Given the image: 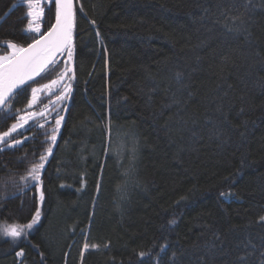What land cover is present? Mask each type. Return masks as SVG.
Segmentation results:
<instances>
[{
  "label": "trees",
  "instance_id": "1",
  "mask_svg": "<svg viewBox=\"0 0 264 264\" xmlns=\"http://www.w3.org/2000/svg\"><path fill=\"white\" fill-rule=\"evenodd\" d=\"M74 6L71 59L0 110V134L47 110L0 143V264H264V0ZM40 7L31 33L0 0V54L52 26ZM42 154V183L22 179Z\"/></svg>",
  "mask_w": 264,
  "mask_h": 264
},
{
  "label": "snow or ice",
  "instance_id": "2",
  "mask_svg": "<svg viewBox=\"0 0 264 264\" xmlns=\"http://www.w3.org/2000/svg\"><path fill=\"white\" fill-rule=\"evenodd\" d=\"M22 4L27 7L26 17L30 18L26 25V30L31 33H40V26L36 21L40 20L43 16V9L40 7V0H20ZM94 24L95 21H92ZM74 27V11L72 0H55V23L48 29V31L40 35L39 38L34 39V42L27 47L18 46L15 43L7 42V47L12 51L9 55L0 56V107L6 106V101L16 91L21 88L28 81L33 80L35 76L40 75L49 63H54L55 56L58 52L68 49V57L71 59V39L72 30ZM63 75V74H61ZM58 83V81H52V84H46L43 87L49 89L52 85ZM40 89L32 88L33 99L35 94ZM62 97H58L61 99ZM35 115V114H32ZM29 116H20L19 121L11 125L9 131L0 134V143H4L7 147H12L22 143L19 139L12 137V133H15L18 128H23L28 122ZM60 117L56 120L57 126L60 124ZM42 127V125H41ZM12 137V144H8L5 138ZM52 142H55V133L51 136ZM2 151V149H0ZM47 153L51 154V148L47 149ZM47 157L40 155L39 162L34 163L28 172L27 177L22 179H30L32 181H41V169L44 167V163ZM222 195H225L222 193ZM40 201L44 199L43 191L40 192ZM40 217V212L37 209L35 217L32 223L23 227L13 226L5 231L6 235L19 238L25 231V228H31ZM96 248L98 246L92 245ZM89 245L84 244V249L87 250ZM23 255V252L18 253ZM143 253H141V256Z\"/></svg>",
  "mask_w": 264,
  "mask_h": 264
},
{
  "label": "rangeland",
  "instance_id": "3",
  "mask_svg": "<svg viewBox=\"0 0 264 264\" xmlns=\"http://www.w3.org/2000/svg\"><path fill=\"white\" fill-rule=\"evenodd\" d=\"M12 42V41H11ZM12 43H15V42H12ZM15 44H17V43H15ZM18 45V44H17ZM19 46V45H18ZM11 49L9 48L8 49V51H6L5 53H2V54H0V56H5V55H9L10 53H11ZM36 77V76H35ZM34 77V78H35ZM43 86H41V87H37V89H40V91L43 89L42 88ZM68 89V88H67ZM66 90V89H65ZM40 91H38L36 94H35V99H33V93H32V96H31V99H30V101H29V105L31 106V105H33V104H35L36 103V101H37V99L39 98V92ZM67 91V90H66ZM45 111H47V110H42V111H36V110H33V109H30V110H28V111H26L25 113H23V114H21L20 116H29L30 118L28 119V122L30 121V120H32L33 118H35V117H37V116H40L41 114H43ZM32 114H35V115H32ZM19 116V117H20ZM19 121V119L15 122V123H17ZM27 122V123H28ZM26 123V124H27ZM26 124L24 125V127L26 126ZM11 128V126L6 130V131H9V129ZM18 129H21V128H18ZM17 129V130H18ZM6 131H4V132H6ZM4 132H2L1 134H3ZM5 139H7V138H5ZM17 139H19L20 141L22 140L21 138H17ZM11 144H12V142H11ZM20 253V252H19ZM19 257H22L21 255H19Z\"/></svg>",
  "mask_w": 264,
  "mask_h": 264
},
{
  "label": "water",
  "instance_id": "4",
  "mask_svg": "<svg viewBox=\"0 0 264 264\" xmlns=\"http://www.w3.org/2000/svg\"><path fill=\"white\" fill-rule=\"evenodd\" d=\"M72 2H73V11H74V8H75V6H74V0H72ZM54 23H55V20H54L53 24H54ZM53 24H52V25H53ZM74 26H75V25H74ZM73 29H74V27H73ZM47 31H48V30H47ZM47 31H46V32H47ZM72 31H73V30H72ZM46 32H44L43 34H45ZM43 34H41V35H43ZM37 38H39V36H38ZM71 41H72V39H71ZM33 42H34V40H33L32 42H30L29 44H31V43H33ZM29 44H27V45L24 46V47H27ZM64 51H65V49H64L63 51H61V52H58V53L56 54L54 60L57 59V58H59V57L62 55V53H63ZM50 64H51V63H49L47 66H49ZM47 66H46V67H47ZM21 87H22V86H21ZM19 89H20V88L16 89V91H18ZM16 91H15V92H16ZM15 92H14V93H15ZM14 93H13V94H14ZM13 94H12V95H13ZM11 97H12V96H11ZM11 97H9V99H10ZM9 99H8V100H9ZM6 103H7V101H6ZM2 108H3V107H0V110H1ZM66 110H67V107L65 108V112H66ZM55 146H56V143H55ZM40 192H41V189H40Z\"/></svg>",
  "mask_w": 264,
  "mask_h": 264
}]
</instances>
